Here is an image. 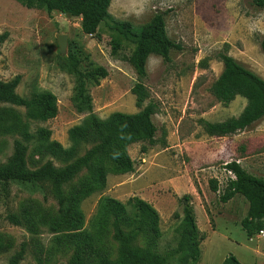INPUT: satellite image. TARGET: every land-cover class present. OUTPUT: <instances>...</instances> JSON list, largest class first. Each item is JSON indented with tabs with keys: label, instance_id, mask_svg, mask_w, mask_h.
<instances>
[{
	"label": "rangeland",
	"instance_id": "1",
	"mask_svg": "<svg viewBox=\"0 0 264 264\" xmlns=\"http://www.w3.org/2000/svg\"><path fill=\"white\" fill-rule=\"evenodd\" d=\"M252 0H112L111 16L119 22H130L136 28L150 22L157 12H166L169 37L183 46L172 52L166 64L152 55L147 64L146 82L159 111L153 116L158 128V144L148 146L141 130L115 135L124 119L115 115H138L140 109L131 90L137 82L132 67L119 58L132 55L137 46L136 35H121L112 30V21L101 24L97 36L83 32L82 18L46 9H27L16 0H0V36L7 34L0 51V80L21 76L18 93L26 98L32 86L52 91L58 98L59 115L46 123H31L52 131V141L69 155L55 158L41 144L28 143L27 162L34 170L48 161L63 167L94 146L93 141L74 143L70 129L90 115L79 114L71 97L77 81L74 63L80 70L91 71L104 66L109 76L99 86L89 85L94 101V115L102 121L103 131H94L96 142H105L106 150L118 158L128 156L134 171L120 174L109 171L104 189L96 190L80 204L83 221L76 214L79 197L94 186L95 180L84 170L64 188V205L52 193L49 183H0V264H8L22 243L27 254L21 264H69L77 244L83 247L87 264H100L102 258L116 260L119 245L114 239L113 218L104 217L94 226L103 198L120 201L127 207L128 218L123 227L133 229L137 210L129 201L139 197L160 214V236L146 228L137 245L154 252L166 253L177 248L178 229L183 217L180 198L193 196L199 229L207 238L202 242L197 264H222L234 255L242 264H264V238L250 239L241 226L249 204L242 196L228 203L220 200L229 174L225 164L240 161L251 174L264 178V118L245 131L228 137L209 136L200 119L221 122L237 117L247 100L238 97L228 106L211 94L213 83L223 71L218 54L225 44L230 54L248 69L264 78V9ZM67 37L61 50L59 37ZM116 56H112V52ZM0 110L18 113L26 121L27 110L0 103ZM20 134L0 132V164L14 152ZM166 141V145H164ZM101 158L95 166L105 164ZM216 180L219 192L210 187ZM15 215L20 225L10 216ZM178 215V216H176ZM212 221V222H211ZM190 250L180 253L172 264H192Z\"/></svg>",
	"mask_w": 264,
	"mask_h": 264
},
{
	"label": "trees",
	"instance_id": "2",
	"mask_svg": "<svg viewBox=\"0 0 264 264\" xmlns=\"http://www.w3.org/2000/svg\"><path fill=\"white\" fill-rule=\"evenodd\" d=\"M27 9L44 10L51 15L59 12L65 15L82 18L83 32L87 35L97 36L101 24L113 22L112 30L121 35H136L134 43L137 48L128 56L120 57L127 62L135 74L137 82L131 92L136 98V105L140 109L138 115H115L114 118L124 119L115 135L124 132L141 130L143 139L148 146L142 147V153H147L149 147L158 144V128L153 122V116L159 111L158 104L152 99L151 92L146 84L149 73L148 60L152 55L160 56L166 64L172 62V52L182 51L183 46L169 37L167 30L166 12H157L147 24L136 28L130 22L116 21L110 14L112 0H16ZM252 5L258 9H264V0H252ZM7 34L0 36V51ZM264 52V39L261 41ZM116 56V52L111 53ZM223 63V71L213 83L210 92L222 105L228 106L238 97L247 100L244 110L237 117H232L221 122H210L200 119L199 123L205 132L212 137H228L238 134L251 127L264 118V78L245 67L230 54V45L225 44L223 51L218 54ZM77 72V81L71 102L79 114L88 113L80 125L70 129V139L74 143L79 141H93L94 146L88 149L84 155L76 158L63 167H57L52 161L46 162L37 169H30L27 162L28 143L36 142L42 145L47 152L55 158L69 155L73 150H67L58 142L52 141V131L48 128L38 127L31 129V123H46L59 115L57 96L50 90L39 87L36 83L32 86V94L29 98L18 93L22 77L16 76L10 81L0 80V103L10 104L17 108L27 110L26 121L18 113H10L8 110H0V132L20 134L23 139H16L14 152L6 163L0 164V183L7 185L11 182L24 183H49L55 198L64 205V188L72 182L84 170H88L95 180L87 192L83 193L76 204V214L83 221L80 210L81 202L94 191L104 189L107 184L109 171L125 174L134 171L132 161L128 156L118 158L109 154L106 150L107 143L96 142L94 131L102 132V121L94 115V101L89 91V85L99 86L101 80L109 76V71L104 66H96L95 69L84 72L79 69L78 63H74ZM166 145V141H164ZM105 159L103 165L95 166L98 159ZM236 179H229L227 185L220 194V200L228 203L236 196H242L249 204L247 215L242 219L241 226L247 236L252 239L264 231V178L249 173L237 161H231L225 166ZM213 192H219L216 180L210 181ZM193 196L186 194L180 198L183 208V217L178 232L181 236L177 248L166 253L154 252L137 245V240L146 228L150 227L160 236V214L147 201L135 197L130 204L137 210L138 220L136 226L126 230L123 225L128 218L126 205L118 200L106 197L99 204L94 226L98 220L104 217L113 218L114 239L119 245V255L116 260L102 258L100 264H172V261L182 252L190 250L193 254V263L197 264L201 258V244L207 238L198 227L195 208L192 204ZM178 216V215H176ZM10 220L20 225L17 216L11 215ZM212 222V221H211ZM27 254V243L21 244L20 249L12 255L8 264H21ZM69 264H87L83 257V247L77 244ZM222 264H242L237 257L229 255Z\"/></svg>",
	"mask_w": 264,
	"mask_h": 264
},
{
	"label": "water",
	"instance_id": "3",
	"mask_svg": "<svg viewBox=\"0 0 264 264\" xmlns=\"http://www.w3.org/2000/svg\"><path fill=\"white\" fill-rule=\"evenodd\" d=\"M66 41H67V37L65 35H62L59 37V44H60L61 50L65 49Z\"/></svg>",
	"mask_w": 264,
	"mask_h": 264
},
{
	"label": "built area",
	"instance_id": "4",
	"mask_svg": "<svg viewBox=\"0 0 264 264\" xmlns=\"http://www.w3.org/2000/svg\"><path fill=\"white\" fill-rule=\"evenodd\" d=\"M228 163H229V162H228ZM228 163H226V164H228ZM226 164H225V166H226ZM226 171H227V173L229 174L230 179H236V176H235L231 171H228V170H226ZM259 236H260L261 238H264V231H261L260 234H259Z\"/></svg>",
	"mask_w": 264,
	"mask_h": 264
},
{
	"label": "crops",
	"instance_id": "5",
	"mask_svg": "<svg viewBox=\"0 0 264 264\" xmlns=\"http://www.w3.org/2000/svg\"><path fill=\"white\" fill-rule=\"evenodd\" d=\"M240 161H241V159H240ZM240 161H237L238 163H240L241 164V162ZM226 169V168H225ZM233 200V199H232Z\"/></svg>",
	"mask_w": 264,
	"mask_h": 264
}]
</instances>
